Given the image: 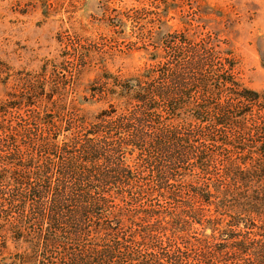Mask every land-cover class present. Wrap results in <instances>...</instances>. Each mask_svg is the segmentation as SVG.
I'll return each mask as SVG.
<instances>
[{"label": "trees", "instance_id": "16d2710c", "mask_svg": "<svg viewBox=\"0 0 264 264\" xmlns=\"http://www.w3.org/2000/svg\"><path fill=\"white\" fill-rule=\"evenodd\" d=\"M151 5L162 19L176 9ZM89 42L71 69L17 72L18 94L0 99V237L24 247L15 264H264V91L217 38L177 32L129 77L103 68L88 91L106 108L89 119L60 100ZM13 77L0 58V84ZM42 102L54 113L19 116Z\"/></svg>", "mask_w": 264, "mask_h": 264}, {"label": "rangeland", "instance_id": "374dc122", "mask_svg": "<svg viewBox=\"0 0 264 264\" xmlns=\"http://www.w3.org/2000/svg\"><path fill=\"white\" fill-rule=\"evenodd\" d=\"M155 1L0 0V58L15 72L8 85L0 84V99L18 94L17 72L25 77L37 75L47 60L58 69L73 68L72 57L81 50L77 43L87 39L88 44L96 43L92 49L93 60L74 80V85L71 87L70 82L65 93L62 91L60 100L65 108H77L80 114L92 119L106 108L88 91L92 81L100 78L102 69L122 78L129 77L146 64L153 65L151 58L160 50L162 40L167 34L177 32H186L191 37L217 38L222 48L233 52L238 62L237 76L243 85L264 91V0H170L176 9L163 19L157 15L160 11L151 5ZM143 6L148 11L140 13ZM21 10L29 13L22 15L18 13ZM136 18H140V24ZM141 35L149 41L137 42ZM60 37L62 42H59ZM52 110L55 104L42 102L40 106L18 111L19 116L23 114L30 121L34 112L43 115L49 111L54 113ZM13 118L18 116L14 117L11 112L9 119ZM25 142L23 139L20 144L24 146ZM144 177L150 182V174ZM221 232L215 231L214 243H224ZM204 234L210 237L212 232L206 229ZM244 234L245 228H240L234 235ZM230 244L227 239L224 246ZM21 248L24 249L9 238L0 237V264H15L14 256Z\"/></svg>", "mask_w": 264, "mask_h": 264}]
</instances>
